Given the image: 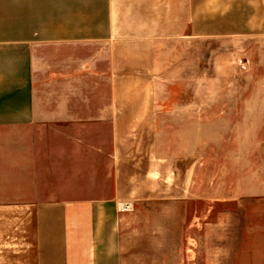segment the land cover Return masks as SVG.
I'll return each instance as SVG.
<instances>
[{"label":"crops","instance_id":"1","mask_svg":"<svg viewBox=\"0 0 264 264\" xmlns=\"http://www.w3.org/2000/svg\"><path fill=\"white\" fill-rule=\"evenodd\" d=\"M209 36L264 40V0H0V264H123L119 205L160 190L146 160L166 157L178 264L203 263V200L231 251L207 264H264V186L198 190V102L155 104L150 47Z\"/></svg>","mask_w":264,"mask_h":264},{"label":"rangeland","instance_id":"2","mask_svg":"<svg viewBox=\"0 0 264 264\" xmlns=\"http://www.w3.org/2000/svg\"><path fill=\"white\" fill-rule=\"evenodd\" d=\"M161 31L154 34L159 37ZM150 48L155 104L198 102L192 108L196 177L211 181L210 186L198 190H212L217 195L226 188L225 182L229 189L264 186V40L189 37L187 53L179 43ZM201 101V106H195ZM159 129L156 126L157 132ZM158 133V152L170 151L164 141L168 136L160 140ZM239 143L241 149L234 152ZM146 163L150 183L160 182V190L149 191L147 201L135 197L130 209L121 212L123 264H178L181 255L177 252L175 209L164 199L170 194L162 185L178 179L177 174L170 157L150 158ZM203 201L198 202L202 264L210 260L220 263L231 252L224 247L223 228L206 229L204 224L220 215L222 203ZM122 206L120 203L119 209ZM186 257L194 258L193 253Z\"/></svg>","mask_w":264,"mask_h":264},{"label":"built area","instance_id":"3","mask_svg":"<svg viewBox=\"0 0 264 264\" xmlns=\"http://www.w3.org/2000/svg\"><path fill=\"white\" fill-rule=\"evenodd\" d=\"M131 205L129 203H123V206L120 207L121 210H127L130 209Z\"/></svg>","mask_w":264,"mask_h":264}]
</instances>
